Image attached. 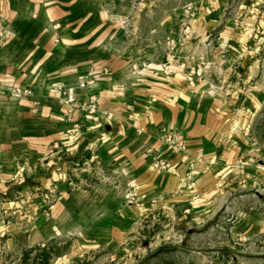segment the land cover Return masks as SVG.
<instances>
[{"label":"crops","instance_id":"obj_1","mask_svg":"<svg viewBox=\"0 0 264 264\" xmlns=\"http://www.w3.org/2000/svg\"><path fill=\"white\" fill-rule=\"evenodd\" d=\"M174 1L0 0V83L33 89L0 101V264L84 263L157 212L196 228L239 188L264 193V0L158 9ZM169 37L176 61L207 62L197 86L163 71ZM56 83L75 89L72 119ZM111 175L133 201L111 194ZM77 211L86 227L62 252Z\"/></svg>","mask_w":264,"mask_h":264},{"label":"rangeland","instance_id":"obj_2","mask_svg":"<svg viewBox=\"0 0 264 264\" xmlns=\"http://www.w3.org/2000/svg\"><path fill=\"white\" fill-rule=\"evenodd\" d=\"M177 7L178 2L175 0L172 5L168 3V6L161 3L158 9L163 12L167 8ZM104 180L111 194L128 202L134 200L133 190H128V182L126 192L123 193L118 178L111 175L104 177ZM253 213H260L263 218L252 233L231 232L235 224ZM77 214V225L69 220V215L64 217L63 222L60 221L63 233L68 234L62 238V252L71 246L79 230L86 227L81 222V218L88 216L86 211H77ZM146 220L135 231L127 227L126 241L121 245L113 243L109 248L96 252L89 261L82 263L79 260L77 264H185L187 257L182 256V248L190 250L188 259L193 264H264V193L257 194L255 189L239 188L229 194L223 208L200 227L182 225L176 215L173 218L169 212L163 211ZM49 257L47 253L43 258L46 264Z\"/></svg>","mask_w":264,"mask_h":264},{"label":"built area","instance_id":"obj_3","mask_svg":"<svg viewBox=\"0 0 264 264\" xmlns=\"http://www.w3.org/2000/svg\"><path fill=\"white\" fill-rule=\"evenodd\" d=\"M167 45V56L166 61L163 63V71L166 74H172L176 72H185L189 84L192 87L197 86L205 79V73L207 69V62L201 60L198 63L187 65L185 62L176 61L175 51L178 46V40L174 37H169L166 42ZM90 81H82L80 87H86ZM55 91L63 103L67 106V118L72 119L76 109L80 108L81 105L78 103L76 98L75 89L71 86H66L62 83H56ZM33 93L32 88H24L21 86H8L0 83V101L10 96H25ZM95 107L94 104L91 105ZM166 143L174 151L184 152L186 149L185 142L177 137L176 135H169L166 138ZM159 166L166 169L169 166L163 159H159Z\"/></svg>","mask_w":264,"mask_h":264}]
</instances>
